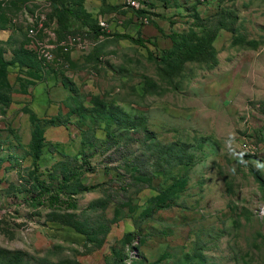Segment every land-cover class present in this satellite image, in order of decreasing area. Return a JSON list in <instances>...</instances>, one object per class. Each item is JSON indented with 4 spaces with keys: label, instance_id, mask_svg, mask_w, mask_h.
I'll return each instance as SVG.
<instances>
[{
    "label": "rangeland",
    "instance_id": "rangeland-1",
    "mask_svg": "<svg viewBox=\"0 0 264 264\" xmlns=\"http://www.w3.org/2000/svg\"><path fill=\"white\" fill-rule=\"evenodd\" d=\"M2 1L0 264H264V0H145L155 45L127 0H64L72 27ZM39 2L86 43L57 69L24 47ZM204 27L215 59H160Z\"/></svg>",
    "mask_w": 264,
    "mask_h": 264
},
{
    "label": "built area",
    "instance_id": "built-area-1",
    "mask_svg": "<svg viewBox=\"0 0 264 264\" xmlns=\"http://www.w3.org/2000/svg\"><path fill=\"white\" fill-rule=\"evenodd\" d=\"M144 1L127 0L126 4L138 11L145 7ZM35 6L24 8L22 23L27 37L25 47L36 56L44 69L65 66L64 56L71 53L73 47L85 49L86 43L74 33L67 34L62 40L56 41L55 27L53 21L48 22L47 9L41 5V2ZM139 21L147 23L146 17H141ZM98 23L102 28H108L104 20L99 19Z\"/></svg>",
    "mask_w": 264,
    "mask_h": 264
},
{
    "label": "trees",
    "instance_id": "trees-1",
    "mask_svg": "<svg viewBox=\"0 0 264 264\" xmlns=\"http://www.w3.org/2000/svg\"><path fill=\"white\" fill-rule=\"evenodd\" d=\"M2 2L3 1L1 0L0 3ZM58 3L61 6L63 15L68 20L67 23L68 26L72 27L73 26L72 21L75 19H79V20L81 19L82 21H84V19H82V17L80 16V14L76 13V11H74L72 6L66 4L64 0H61ZM135 13L138 19L143 17V15L145 14L141 10L135 11ZM47 19L48 22H50L52 21L53 17L51 18L49 16V13H47ZM221 28H223V26H221ZM157 29L161 32V29L159 27H157ZM56 31L57 32L59 31L58 26H57V30H55V33ZM202 31L203 32L200 35L199 34L179 35V34L171 33V35H169L170 38L176 40L173 44L174 49L163 50L160 59H162L164 63H167L168 65H173V64L183 65L187 61L203 62V61H209L210 59H215L216 49L213 46V43L215 42L216 39L215 32L213 33V31H211L208 27H204ZM24 35H25V43H26L27 37L25 32ZM120 37L123 39H128L129 41L138 45H142L145 42L155 45V42H153V40L151 39L148 40L141 39L140 34H138L137 37H130L128 35H122ZM25 43H24V47H25ZM33 146H35L36 152L38 154L39 146L37 147L35 143L33 144ZM30 205H39V203H37L36 200H32Z\"/></svg>",
    "mask_w": 264,
    "mask_h": 264
},
{
    "label": "crops",
    "instance_id": "crops-1",
    "mask_svg": "<svg viewBox=\"0 0 264 264\" xmlns=\"http://www.w3.org/2000/svg\"><path fill=\"white\" fill-rule=\"evenodd\" d=\"M129 17L131 18L133 25H137L138 24V23L135 24L136 22H138L139 19L136 16H134V13L132 15H129ZM156 21L157 22L159 21L158 18L156 19ZM146 24H148V23H144L138 29L137 34H140L141 39L148 40V37H145V36H148V34H149V36L158 37L160 34L164 33V31L160 27L159 28L161 29V32L157 29L158 32H159V34H158V32H157L155 27H149V25H146ZM110 27H111L110 24H108V28H110ZM171 33L172 32H170L169 35H171Z\"/></svg>",
    "mask_w": 264,
    "mask_h": 264
}]
</instances>
